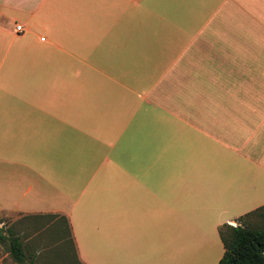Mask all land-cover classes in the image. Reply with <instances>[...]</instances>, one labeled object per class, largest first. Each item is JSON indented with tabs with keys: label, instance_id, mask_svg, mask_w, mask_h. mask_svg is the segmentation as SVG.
Masks as SVG:
<instances>
[{
	"label": "crops",
	"instance_id": "crops-1",
	"mask_svg": "<svg viewBox=\"0 0 264 264\" xmlns=\"http://www.w3.org/2000/svg\"><path fill=\"white\" fill-rule=\"evenodd\" d=\"M262 205L264 0H0L16 262L216 264Z\"/></svg>",
	"mask_w": 264,
	"mask_h": 264
},
{
	"label": "trees",
	"instance_id": "trees-1",
	"mask_svg": "<svg viewBox=\"0 0 264 264\" xmlns=\"http://www.w3.org/2000/svg\"><path fill=\"white\" fill-rule=\"evenodd\" d=\"M257 217L264 219V205L241 216L234 226L223 224L219 227L223 252L216 264H264V222L253 223V218ZM1 239L4 237L0 235ZM7 240L9 254L19 260L17 249L20 244L16 238Z\"/></svg>",
	"mask_w": 264,
	"mask_h": 264
},
{
	"label": "rangeland",
	"instance_id": "rangeland-1",
	"mask_svg": "<svg viewBox=\"0 0 264 264\" xmlns=\"http://www.w3.org/2000/svg\"><path fill=\"white\" fill-rule=\"evenodd\" d=\"M10 219H11V217H3L2 218V221L4 222L2 225H1V223H0V230H2V231H7V228L8 229H10V227H11V222H10ZM255 221L253 222V223H257V224H259V223H263L264 222V219H262V218H253ZM9 225V226H8ZM64 229H62L61 227H60V229L57 227V226H55V230H54V227L52 226L50 229H49V231L52 233V234H54V236L55 237H58L59 235H57L56 233H58V234H60V236L63 234V231ZM56 232V233H55ZM64 235H66V232H64ZM67 243V242H66ZM59 247H61V248H63V249H66L67 247H68V244L67 245H62V244H59ZM7 251V247H6V245L4 244V243H2V241L0 240V263L1 264H22V263H19V262H16L14 259H13V257L9 254V253H7L6 252ZM4 253H6V255H4Z\"/></svg>",
	"mask_w": 264,
	"mask_h": 264
},
{
	"label": "built area",
	"instance_id": "built-area-1",
	"mask_svg": "<svg viewBox=\"0 0 264 264\" xmlns=\"http://www.w3.org/2000/svg\"><path fill=\"white\" fill-rule=\"evenodd\" d=\"M13 29L16 33H18L22 31V26L18 23H15ZM40 39H43V38H40Z\"/></svg>",
	"mask_w": 264,
	"mask_h": 264
}]
</instances>
